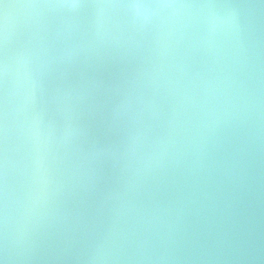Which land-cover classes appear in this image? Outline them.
<instances>
[{
	"label": "clouds",
	"instance_id": "clouds-1",
	"mask_svg": "<svg viewBox=\"0 0 264 264\" xmlns=\"http://www.w3.org/2000/svg\"><path fill=\"white\" fill-rule=\"evenodd\" d=\"M0 264H264V0H0Z\"/></svg>",
	"mask_w": 264,
	"mask_h": 264
}]
</instances>
